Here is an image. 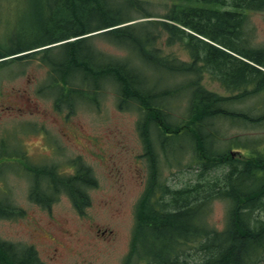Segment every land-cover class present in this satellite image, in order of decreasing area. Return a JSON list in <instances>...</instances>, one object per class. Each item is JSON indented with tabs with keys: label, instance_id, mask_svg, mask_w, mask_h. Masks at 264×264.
<instances>
[{
	"label": "trees",
	"instance_id": "1",
	"mask_svg": "<svg viewBox=\"0 0 264 264\" xmlns=\"http://www.w3.org/2000/svg\"><path fill=\"white\" fill-rule=\"evenodd\" d=\"M171 1L163 20L138 24L136 20L154 15L129 17L123 11L138 8L140 0H56L53 4L38 0L46 7L35 27L52 31L49 41L4 52L0 58L13 55L12 59L22 62L39 57L48 65L57 109L68 107L74 112L76 104L93 101L105 83L112 82L118 106L139 110L138 128L150 175L137 203L124 264H264V133L254 138L228 136L217 124L264 128V49L249 46L244 28L248 11H264V0ZM152 25L161 30L149 31ZM140 26L148 30L139 32ZM162 32L167 33L168 42L184 40L190 59L160 53L154 42ZM100 33L128 47L133 56L116 59L95 50L91 39ZM142 59L167 72L149 78L138 67ZM205 74L227 90L240 91L235 99L260 95L263 111L234 108L238 100L208 89L202 82ZM170 75L186 80L165 84ZM177 96L187 100L179 118L170 111ZM158 147L174 151L177 160L184 150L192 151L196 180L173 188L163 182ZM232 148H240V153L234 155ZM6 150L5 145L0 154ZM13 150L21 155L20 164L30 176V201L51 208L65 193L78 212L90 204L87 188L97 180L80 157L73 160L72 171H65L54 163H32L23 149ZM216 198L229 203L223 229L205 221L208 206ZM10 203L0 198V216L23 214ZM11 246L14 250L8 251ZM0 264L44 263L35 247L0 240Z\"/></svg>",
	"mask_w": 264,
	"mask_h": 264
},
{
	"label": "rangeland",
	"instance_id": "2",
	"mask_svg": "<svg viewBox=\"0 0 264 264\" xmlns=\"http://www.w3.org/2000/svg\"><path fill=\"white\" fill-rule=\"evenodd\" d=\"M139 4L138 8L123 11L129 17H140L147 12L154 15L136 20L140 21L138 24L163 20L172 1L140 0ZM45 7L46 4L38 0H0V55L49 41L52 31L35 27ZM244 28L249 46L264 49V11H248ZM137 30L145 33L148 27L140 26ZM153 30L161 29L159 25H152L149 31ZM94 36L93 48L105 56L128 60L133 56L128 47L112 42L101 33ZM168 39L167 33L162 32L154 42L160 53L190 59L184 40L168 42ZM12 58L13 55L0 58V149L7 147L0 154V198H8L11 206L21 208L23 214L0 217V240L35 247L44 264H124L131 246L137 203L150 175L138 128L139 110L118 106L116 86L112 82H106L93 101L83 99L76 104L74 112L68 107L57 109L54 103L57 92L51 85L50 67L39 57L22 62ZM3 60L7 61L3 63ZM6 63L10 64L4 66ZM133 63L138 61L134 59ZM138 67L151 79L167 72L144 59ZM165 80L169 85L186 77L170 75ZM202 82L208 89L234 96L233 99L241 94L227 90L209 74L204 75ZM182 97L177 96L171 102L170 111L175 118L186 111L187 100ZM260 99V95H247L242 100L235 99L238 101L233 102V107L261 112ZM217 124L228 136L254 138L264 133L259 125ZM156 134L154 132L153 137ZM11 146L23 149L32 163H54L65 171H72L73 160L80 157L92 168L97 180L96 185L87 188L90 204L78 212L65 193L51 208L30 201V177L19 163L21 155ZM157 150H160L159 176L170 188L196 180L198 168L192 165V151L184 150L177 160L174 151L167 153L159 147ZM228 208L227 200L214 199L208 206L205 221L213 228L223 229ZM7 249L14 250L13 246Z\"/></svg>",
	"mask_w": 264,
	"mask_h": 264
}]
</instances>
